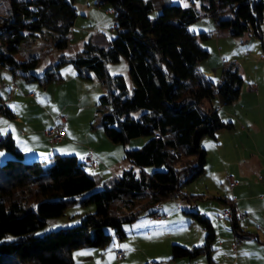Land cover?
<instances>
[{
  "label": "trees",
  "instance_id": "trees-1",
  "mask_svg": "<svg viewBox=\"0 0 264 264\" xmlns=\"http://www.w3.org/2000/svg\"><path fill=\"white\" fill-rule=\"evenodd\" d=\"M186 1L199 5L218 29L229 31L232 37L251 33L263 40V0ZM98 2L114 16L117 36L106 50L88 45L73 61L74 68L81 78L96 79L106 89L101 105L110 111L102 125L109 141L123 146L140 137L148 141L139 149L125 151L130 170L98 187L83 160L55 155L49 162H29L10 135L1 138L0 147L13 159L0 165V264H74L76 250L104 249L113 240L121 242L124 224L136 222L143 212L150 217L159 214L163 203L178 199L186 185L203 175L207 154L201 140L215 139L218 130L232 128L221 121L211 100L218 95L224 105H232L240 97L243 79L233 67L223 70L217 85L197 72L209 53L186 28L199 17L193 9L170 5L150 21L151 1ZM229 5L232 18L220 19L218 13ZM76 18L75 0H11L8 18L0 26V68L12 73L33 71L38 59L19 62L16 56L24 47H37L45 34L50 48L67 50ZM122 61L128 66L130 84L123 76L113 78L107 68ZM60 65L48 66V82ZM0 115L13 117L3 106ZM19 194L32 195L33 202L27 205ZM76 203L94 206L95 212L76 227L35 236L49 220L63 216ZM187 215L204 229L205 242L193 249L173 245L172 261L209 258L212 253L215 231L211 221L197 211ZM106 228L113 234H107ZM233 228L236 232V224Z\"/></svg>",
  "mask_w": 264,
  "mask_h": 264
},
{
  "label": "rangeland",
  "instance_id": "rangeland-1",
  "mask_svg": "<svg viewBox=\"0 0 264 264\" xmlns=\"http://www.w3.org/2000/svg\"><path fill=\"white\" fill-rule=\"evenodd\" d=\"M146 1L153 4V10L148 16L150 21H155L162 14V9L170 5L193 9L199 15L186 26L188 32L197 36L199 46L209 53V57L197 66L199 74L208 77L217 85L221 82L223 70L233 67L239 70L243 79L240 97L232 105H224L223 99L218 95L211 100V107L218 111L221 121L232 124V128L218 130L215 139L204 137L201 140V147L207 154L204 173L183 188L196 191L205 189L206 186L209 192L204 190L199 194L202 195L200 196L202 199L196 201V204L203 209L207 208L210 202L219 205V201L214 200V197L218 199L219 196L214 192L223 198L228 197V187L223 180L227 174L234 176L242 156L251 152L255 130L249 127V124L257 123L261 118L264 123V19L263 40L255 38L251 33L242 38H234L229 31L218 29L216 21L199 5L192 6L186 0ZM10 4L11 0H0V26L8 18ZM75 8L77 18L69 34L67 50L57 51L50 48L48 35L45 34L37 47H24L16 56L19 62L38 59L37 67L33 71L12 73L9 69L0 68V106L7 108L13 116L9 118L0 115V129H6L0 132V139L10 135L18 150L29 162L35 160L49 162L57 153L75 157L76 154H66L69 151L73 153V150L92 151L99 159L100 169L85 167V170L92 176L97 186L102 187L106 182L109 185L114 175L121 178L125 171L132 168L130 163L124 160L125 151L141 148L148 138L133 139L125 146L114 144L107 139L102 121L110 109L109 106L101 105L106 89L96 79L81 78L74 68L73 61L84 53L88 45L108 49L117 36L115 20L108 12V6L100 5L98 0H76ZM218 16L222 20L231 19L232 5L220 11ZM203 34L207 35V39H201ZM59 63L62 65L53 71L54 77L48 82L45 79L46 69ZM107 68L113 78L123 76L130 84L128 66L124 61L108 64ZM255 105L260 106L261 110ZM59 116L66 119V138L62 144L51 145L44 137V131L55 126L54 121ZM0 153H3L0 156L2 161L0 165L13 159V155L1 147ZM46 153L48 156H45ZM32 155L41 157L30 159ZM192 193L197 195L196 192ZM27 194H19L18 198L29 205L33 202V196ZM175 201L178 202L177 199H173L162 205L176 207L178 209L176 217L179 213L182 214V211L190 210L189 207H180ZM94 212V206L72 204L67 207L63 216L49 220L35 236L42 237L61 229L76 227L82 219ZM158 213L161 215L160 211ZM175 215L170 214L172 218L168 222L161 219L151 220L152 217L143 212L136 222L123 225L124 237L121 242L113 240L104 249L76 250L73 252L74 264H175L181 260L187 263L197 260L207 262L204 256L195 260L187 258L171 260L172 246L187 248L185 245H188L186 243L190 239V233L192 238L197 233V229L188 232L187 228L175 224ZM215 216L221 217L219 214ZM256 223H251V231L264 241L260 231L264 226ZM228 225V230L232 234L233 227L230 221ZM105 232L113 234L108 228ZM118 249L126 253L123 260L116 257ZM231 257L232 261H235V255ZM250 257L243 260L242 264H264V246L257 244L252 248Z\"/></svg>",
  "mask_w": 264,
  "mask_h": 264
},
{
  "label": "crops",
  "instance_id": "crops-1",
  "mask_svg": "<svg viewBox=\"0 0 264 264\" xmlns=\"http://www.w3.org/2000/svg\"><path fill=\"white\" fill-rule=\"evenodd\" d=\"M108 12L112 14L111 11H108ZM212 32L215 33V31L213 30ZM255 107L258 110H261L259 109L260 106L255 105ZM261 119L258 120L257 123L252 122L249 124V127H252L255 130L254 132L255 135L253 134V137H252V133L250 132L252 140H254L251 152L248 155L244 154L242 156L241 160L239 161L237 165L238 166L237 170L233 174L234 176L227 174V176L223 180V182L228 187L227 189L228 197L223 198L222 196L219 195V193L214 192V194L219 196L218 199L214 197L215 198L214 200L219 201L220 203L219 205L216 204L215 202H210L207 208L204 207L203 209L198 204H196V201L202 199L200 197L202 195H199V194H202L204 190H206V192H209L208 191L209 189L206 186H204L205 189H199V190L197 189L196 191L183 189L180 192V197L179 199H177L178 202L176 201L175 202L182 208L189 207L190 210L184 211V212L182 211V214L179 213L177 217L175 215L176 212H178V209H176V207L170 208V207L161 205L159 209V211L161 212V215L168 216L167 219H161V220H167L169 222L172 218L170 214H172V215H175L176 217L175 224L181 226L182 228H187L188 232L192 231L193 229H197L196 230L197 233L195 237L192 238L191 233H190V239L186 243L188 245H185L188 249L201 247L204 245V242H205L204 229L201 228L198 224L193 223L191 221V218L187 215L188 212L197 211L199 214L203 215L204 217H207L211 221L214 227V231H215V240L211 245L212 253L210 257L207 258L205 255H201V256L206 257L207 262L205 260H197L191 263H187L186 261L181 260V261L176 262L175 264H242L243 260L251 258L250 255H251L252 248L257 246V244L264 246V241H261L258 235L255 233H252L251 231L252 230L251 223L257 224L256 222H259L260 224L264 226V123H263V120ZM62 143L63 141L61 142V144ZM70 152L72 151H69L66 154H76L77 156L75 157L77 158L78 161H82L84 156L89 153L88 151H84V150H76V151L73 150V153H70ZM56 155H59V153H57ZM45 156H48L47 153ZM54 156L55 155H53V157ZM60 156H69V155H60ZM30 157H29L30 159H38L41 156L32 155ZM52 160L53 159H51V161ZM1 162L2 161H0V163ZM99 169H100V166H99ZM114 177H117V176L114 175ZM228 177L232 178L236 182L235 187L229 188L228 183H227ZM192 192H196L197 195H193ZM193 196H198L201 199H198V200L190 199V197H193ZM230 200L236 201V204H237L236 211L239 213L245 214L246 217L244 219L233 221L229 218L215 216V214L216 215L219 214L221 216L222 212L229 208L228 202ZM229 221L231 222L232 227H233V224H236L237 226L236 232L234 231V228H232V234L228 230ZM258 226H261V225H258ZM260 231L262 235L264 236V228H260ZM237 239L239 240V245L237 246L236 251L234 252L233 245ZM231 255H235L236 257L235 261L234 260L232 261Z\"/></svg>",
  "mask_w": 264,
  "mask_h": 264
},
{
  "label": "built area",
  "instance_id": "built-area-1",
  "mask_svg": "<svg viewBox=\"0 0 264 264\" xmlns=\"http://www.w3.org/2000/svg\"><path fill=\"white\" fill-rule=\"evenodd\" d=\"M55 126L44 131V137L49 141L51 145H56L61 143L66 138V119L65 117L59 116L55 119ZM83 162L86 166L92 168H98L99 159L92 153L89 152L83 158ZM227 183L229 188L236 186V182L228 177ZM229 208L222 212L221 217L229 218L231 220H242L246 217L245 214L237 212V204L235 200H230ZM168 216H163L160 214L152 216L151 220L156 219H167ZM118 241V239H117ZM239 245V240L237 239L233 245L234 252L236 251L237 246ZM125 251L118 249L116 251V256L118 259H123L125 256Z\"/></svg>",
  "mask_w": 264,
  "mask_h": 264
},
{
  "label": "snow or ice",
  "instance_id": "snow-or-ice-1",
  "mask_svg": "<svg viewBox=\"0 0 264 264\" xmlns=\"http://www.w3.org/2000/svg\"><path fill=\"white\" fill-rule=\"evenodd\" d=\"M185 6H187V5H185ZM4 131H6V129H0V132H4ZM2 155H3V153H0V156H2Z\"/></svg>",
  "mask_w": 264,
  "mask_h": 264
}]
</instances>
